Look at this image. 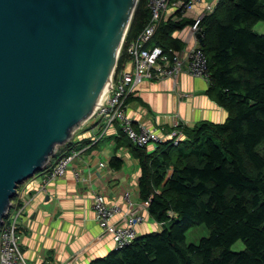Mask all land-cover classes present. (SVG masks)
Returning a JSON list of instances; mask_svg holds the SVG:
<instances>
[{
	"label": "trees",
	"instance_id": "1",
	"mask_svg": "<svg viewBox=\"0 0 264 264\" xmlns=\"http://www.w3.org/2000/svg\"><path fill=\"white\" fill-rule=\"evenodd\" d=\"M148 18L146 0H138L116 70ZM192 22L169 15L150 46L180 50L172 34ZM258 22L264 23V0H217L202 19L200 47L212 94L228 113L223 123L184 128L178 145L167 141L151 152L119 134L139 162V198L163 228L89 264H264V155L258 152L264 144V35L252 30ZM121 165L117 157L110 161L113 170ZM201 225L209 236L187 246L185 233ZM239 241L244 250L232 253Z\"/></svg>",
	"mask_w": 264,
	"mask_h": 264
},
{
	"label": "water",
	"instance_id": "2",
	"mask_svg": "<svg viewBox=\"0 0 264 264\" xmlns=\"http://www.w3.org/2000/svg\"><path fill=\"white\" fill-rule=\"evenodd\" d=\"M137 1L0 0V223L90 118Z\"/></svg>",
	"mask_w": 264,
	"mask_h": 264
},
{
	"label": "crops",
	"instance_id": "3",
	"mask_svg": "<svg viewBox=\"0 0 264 264\" xmlns=\"http://www.w3.org/2000/svg\"><path fill=\"white\" fill-rule=\"evenodd\" d=\"M216 1L200 0L179 15L184 20L194 21L204 17L206 6ZM171 14H166L165 18ZM189 26L172 34L180 50H189L196 44ZM126 113L134 123L157 131H169L176 126L182 131L201 122L223 123L228 117L227 111L217 104L209 82L184 72L175 80L141 83L127 101ZM98 128L96 121L88 120L73 133L68 143L56 149L47 166L72 151L77 152V156L66 176L50 184L45 194L37 192L42 173L20 187L14 203L23 206L19 229L26 264H89L114 250L111 237L106 236L95 221L94 195L103 196L109 206L120 207L111 219V223L119 225L129 213L125 203L128 197L134 211L143 218L136 227V238L162 230L163 226L150 218L139 198L138 160L121 144L116 127L96 139ZM156 146H148L147 150L151 152ZM115 157L122 162L119 170L110 167Z\"/></svg>",
	"mask_w": 264,
	"mask_h": 264
},
{
	"label": "built area",
	"instance_id": "4",
	"mask_svg": "<svg viewBox=\"0 0 264 264\" xmlns=\"http://www.w3.org/2000/svg\"><path fill=\"white\" fill-rule=\"evenodd\" d=\"M199 1L146 0V9L149 13L148 22L136 39L125 46L128 61L120 70H116L115 66L104 98L97 102L88 119L96 121L97 126H100L96 139L103 137L110 128L116 127L120 134L138 147L160 145L167 141H171L176 146L182 140L183 133L177 129V126L169 131L163 129L157 131L134 123L126 113V105L128 97L143 82H157L163 79L175 80L183 72L193 78L210 81L208 58L200 47V42L204 38L201 28L203 16L196 18L189 26L190 33L196 43L193 48L177 51L150 46L157 28L166 14H184ZM215 3L206 6L207 13L213 10ZM123 45L124 40L120 52ZM76 156L77 152L72 151L67 155L60 156L51 166H47V163L43 168L37 192L45 194L50 184L63 179ZM74 178L75 180L79 179L75 172ZM14 200L11 201L6 217L0 223V264H26L20 248L22 233L19 229V218L22 215L23 206L15 204ZM125 203L129 207L128 215L120 225L113 224L111 219L119 212L120 207L109 206L103 196H93L92 210L95 221L103 233L111 237L114 245L113 251L131 245L136 239V227L143 222L142 216L134 211L128 197H126ZM142 205L148 207V202H143ZM40 264L46 263L41 262Z\"/></svg>",
	"mask_w": 264,
	"mask_h": 264
},
{
	"label": "rangeland",
	"instance_id": "5",
	"mask_svg": "<svg viewBox=\"0 0 264 264\" xmlns=\"http://www.w3.org/2000/svg\"><path fill=\"white\" fill-rule=\"evenodd\" d=\"M253 32L256 34H263L264 35V23L263 22H258L256 23L253 28H252ZM202 42V41H201ZM107 87V86H106ZM106 87L104 91H106ZM90 121V120H89ZM82 126V125H81ZM80 126V127H81ZM79 127V128H80ZM78 128V129H79ZM60 147V146H59ZM58 148V147H57ZM258 152L261 153L262 155H264V144L261 145L258 148ZM43 172V171H42ZM41 172V173H42ZM39 174V173H38ZM37 174V175H38ZM36 175L33 177L35 178ZM32 178V179H33ZM26 182V181H25ZM24 183V182H23ZM170 223L166 224V227H169ZM209 231L207 230V228L205 226H195V227H191L186 233H185V244L188 246L190 244H198L199 240L201 238H206L209 236ZM232 253H240L244 250V245L242 242H237L235 243L233 246H231L230 248Z\"/></svg>",
	"mask_w": 264,
	"mask_h": 264
},
{
	"label": "bare ground",
	"instance_id": "6",
	"mask_svg": "<svg viewBox=\"0 0 264 264\" xmlns=\"http://www.w3.org/2000/svg\"><path fill=\"white\" fill-rule=\"evenodd\" d=\"M106 87V86H105ZM107 88V87H106ZM105 90V88L103 89V91H102V93H101V95H100V101L104 98V96H105V93H106V91H104ZM107 90V89H106Z\"/></svg>",
	"mask_w": 264,
	"mask_h": 264
}]
</instances>
